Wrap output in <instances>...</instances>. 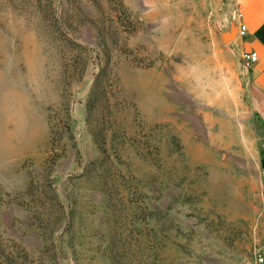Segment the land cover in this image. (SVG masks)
<instances>
[{
    "label": "rangeland",
    "instance_id": "rangeland-1",
    "mask_svg": "<svg viewBox=\"0 0 264 264\" xmlns=\"http://www.w3.org/2000/svg\"><path fill=\"white\" fill-rule=\"evenodd\" d=\"M204 1L0 0V264H250L264 127Z\"/></svg>",
    "mask_w": 264,
    "mask_h": 264
},
{
    "label": "crops",
    "instance_id": "crops-1",
    "mask_svg": "<svg viewBox=\"0 0 264 264\" xmlns=\"http://www.w3.org/2000/svg\"><path fill=\"white\" fill-rule=\"evenodd\" d=\"M207 12L206 32L207 40H217L218 68L224 73H232L237 79L244 75L246 81L243 97L246 100L250 125L254 133L264 127V0H205ZM235 5L243 12L240 20L235 14ZM247 25V34L240 35V25ZM216 28V33L214 29ZM226 38H231L227 41ZM258 53V61L252 68L243 66L242 56L245 52ZM242 84V83H241ZM247 113V114H246ZM250 151L254 154L255 171L260 179L264 206V146L250 145ZM264 210V207H263ZM256 252H261L264 257V223L263 240ZM250 264H264L257 261V256L252 258Z\"/></svg>",
    "mask_w": 264,
    "mask_h": 264
},
{
    "label": "built area",
    "instance_id": "built-area-1",
    "mask_svg": "<svg viewBox=\"0 0 264 264\" xmlns=\"http://www.w3.org/2000/svg\"><path fill=\"white\" fill-rule=\"evenodd\" d=\"M235 14L240 20L243 18V12L235 5ZM240 35L244 36L247 34V25L242 23L240 25ZM243 66L248 70L258 61V53L255 51L245 52L242 56ZM257 261L263 262L264 257L261 252H256Z\"/></svg>",
    "mask_w": 264,
    "mask_h": 264
},
{
    "label": "trees",
    "instance_id": "trees-1",
    "mask_svg": "<svg viewBox=\"0 0 264 264\" xmlns=\"http://www.w3.org/2000/svg\"><path fill=\"white\" fill-rule=\"evenodd\" d=\"M108 65L109 63H106L99 71V73L97 74L94 82H93V85H92V94H96L98 92V84L99 82L101 81V78L103 76H105V73L107 72V68H108ZM103 92L105 95H107L108 92H106L105 89H103ZM108 100H109V96H108ZM106 103L109 104V102L107 101V96H106ZM103 140L105 141V134H104V138ZM104 144L101 145V147H103ZM120 240H123V237H120Z\"/></svg>",
    "mask_w": 264,
    "mask_h": 264
},
{
    "label": "water",
    "instance_id": "water-1",
    "mask_svg": "<svg viewBox=\"0 0 264 264\" xmlns=\"http://www.w3.org/2000/svg\"><path fill=\"white\" fill-rule=\"evenodd\" d=\"M227 41L231 40V38H226Z\"/></svg>",
    "mask_w": 264,
    "mask_h": 264
}]
</instances>
